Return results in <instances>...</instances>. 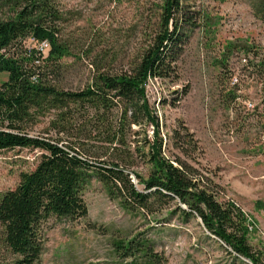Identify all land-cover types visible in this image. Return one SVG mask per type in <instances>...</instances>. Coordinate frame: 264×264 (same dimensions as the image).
Instances as JSON below:
<instances>
[{
	"label": "rangeland",
	"instance_id": "374dc122",
	"mask_svg": "<svg viewBox=\"0 0 264 264\" xmlns=\"http://www.w3.org/2000/svg\"><path fill=\"white\" fill-rule=\"evenodd\" d=\"M28 1L0 0V21ZM48 2L56 11L50 20L57 39L68 50L47 70L48 83L60 91L83 89L98 73L131 70L161 34L165 0ZM169 23L178 38L169 48L172 71L168 77H150L145 86L166 140L164 155L179 154L168 137L173 130L182 134L186 126L197 146L187 149L190 163L218 184L217 200L234 202L246 214L249 243L264 264V0H179ZM21 42L40 51L31 37ZM47 51L40 52L43 58ZM6 79L0 72V84ZM33 112L30 135H54L51 124L57 122L66 128L59 134L61 144L74 146L96 164L112 157L101 135L85 139L92 124L85 107L45 106ZM152 131L141 118V125L126 132L133 153L130 170L141 175L150 168L143 153ZM40 155L35 148L0 150V195L16 186L22 172L34 170ZM107 190L92 177L81 191L85 217L43 221L36 264H253L208 232L196 215L180 214L176 203L149 214L124 207ZM0 254V264H8L11 256L1 247Z\"/></svg>",
	"mask_w": 264,
	"mask_h": 264
},
{
	"label": "trees",
	"instance_id": "16d2710c",
	"mask_svg": "<svg viewBox=\"0 0 264 264\" xmlns=\"http://www.w3.org/2000/svg\"><path fill=\"white\" fill-rule=\"evenodd\" d=\"M48 1L29 0L12 18L0 21V72L7 73L0 84V150L19 147L41 151L34 170L22 172L16 186L0 195V247L11 256L8 264L39 261L45 219L56 216L77 220L87 215L81 191L92 177L128 209L151 214L176 203L180 214L196 215L208 232L237 254L253 264H262L249 243L251 230L246 214L234 202L217 200L218 184L190 163L187 149L197 148L191 132L186 126H181L182 134L173 130L168 138L179 154L165 156L166 140L146 101L147 80L168 77L172 71L174 58L169 48L178 38L173 36L169 22L179 8V0H165L161 34L134 68L113 75L98 73L89 85L75 92L60 91L46 79L48 68L68 52L57 39L50 20L57 17L56 11ZM27 37L48 43L45 58L40 51L24 47L21 41ZM69 104L85 107L87 116L91 111L92 124L85 139L101 135V140L110 144L112 157L101 160L103 164L82 157L70 144H61L59 134L66 128L57 122L51 124L54 135L29 134L27 122L35 109L46 106L62 110ZM141 118L153 126L151 140L144 138L148 149L143 158L150 165L145 175L130 170L133 153L125 140L132 125H141Z\"/></svg>",
	"mask_w": 264,
	"mask_h": 264
},
{
	"label": "built area",
	"instance_id": "2783aa9c",
	"mask_svg": "<svg viewBox=\"0 0 264 264\" xmlns=\"http://www.w3.org/2000/svg\"><path fill=\"white\" fill-rule=\"evenodd\" d=\"M38 43V42H37ZM41 46H40V52L43 51V50H48L49 49V46H48V43L46 41H43L41 43H39ZM39 51V50H38Z\"/></svg>",
	"mask_w": 264,
	"mask_h": 264
}]
</instances>
